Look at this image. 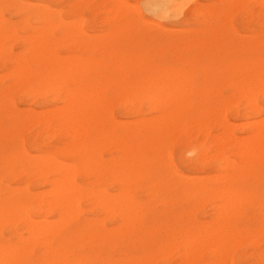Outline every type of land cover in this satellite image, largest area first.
Masks as SVG:
<instances>
[{
    "label": "rangeland",
    "instance_id": "rangeland-1",
    "mask_svg": "<svg viewBox=\"0 0 264 264\" xmlns=\"http://www.w3.org/2000/svg\"><path fill=\"white\" fill-rule=\"evenodd\" d=\"M115 1H118V12L128 11L125 14L127 19L120 16L115 24L101 23L107 18L103 12L110 10ZM115 1L18 0V3L14 4L9 0H1L0 13L5 22L11 24L16 33L15 37H12L13 39L5 40L2 47L11 50L13 55H17L22 52L24 39H49L50 37L47 35H52L57 42L56 54L62 57L71 54L75 57L71 60V64L77 62L82 66L85 65V67L88 65V68H92V66L99 68L97 72L100 77H95L93 80L94 84L100 85L98 95H103L105 99L110 101L114 100L110 110L118 124L124 127L129 126L132 122V117L124 109L130 104L137 107L141 117L146 119L157 116L158 113L148 109L149 105L144 99L147 88L141 86L140 82L134 88L137 92L134 97L139 98L141 102L133 101L132 96L125 92L127 83L121 81L122 76L117 71V67L125 73V80L131 77L130 72L137 74V68H142V77L150 71H155L159 78L168 71H185L191 74L195 80L192 87L195 94L187 103L188 112L184 116L183 127L166 137L162 144L161 162L160 160L154 161V164L146 170L147 176L144 180L136 179V176L144 170L142 165L134 164V172L132 174L127 173L129 166H131L132 157L127 148L125 149L123 146L119 148L122 145L120 141L118 142L120 151L114 150L111 145L105 142L100 152L105 162L118 161V186L110 183L111 178L108 176L105 184L93 183L94 179L92 178L83 184L80 176H77V182L81 187L90 190L105 189L108 195L111 194L110 198L118 199L119 207L116 215L107 216L98 210L92 198H82L77 210L72 212L74 215L76 214L75 219L73 215L70 217L71 212H68L69 214L67 213L66 216L50 214L46 217H38L30 212L31 218L38 221L45 219V224L48 222L47 220L49 222L51 220L50 226H57L56 228H61L66 234L70 233L68 236L74 240L73 244L69 246L72 254L79 255L82 259L88 258V264H107L110 261H118V264H124L131 259L152 260L153 264H164L166 261L170 264H196L197 262L201 264H264V166L261 165V167L263 166L262 169L260 166H257V169L253 168L254 165L249 163V159L244 160L246 158V156L243 157L245 153L242 152V146L239 147L242 144L239 145L236 141H230V135L236 136L239 140L246 138L248 136L247 127L262 118L243 116L247 103L239 99L227 83L210 87L206 82L210 75L205 79L202 75V69L210 68L217 60H222L225 65L243 59L248 61L264 60V19L260 20V17L264 18V14H258L256 10L248 15L244 14L246 9L253 6L247 0H237L238 3L228 7H226L228 0H180L178 9L166 13H160L159 9L155 7L158 0ZM48 4L55 11H61L66 21H75L81 18L83 22L76 23L77 28L75 30L64 33L56 29L54 22L48 27L43 23L39 24L37 30L40 33L33 30L31 26L21 27L18 22L20 14L24 11L21 8L26 7L25 12L32 15L36 10H34L35 6V8H40ZM195 4L200 6L202 13L192 16L190 10ZM150 6L154 8L151 9ZM98 7L104 9L98 10ZM204 12H208L209 17H206L207 19L203 23L201 20L204 17ZM129 13L137 14V21L134 24H132ZM44 32L47 34L44 35ZM183 36L185 37L183 42L192 43V49L182 47L179 44L176 38ZM87 37L92 38L93 42L99 41L105 45L118 40V53L112 56L103 51L94 50L70 54L65 51V46L72 45L78 39L84 40ZM60 41L64 44H59ZM260 48L263 50L262 52L257 51ZM7 72L8 70L0 67V94L12 85L10 79L4 77ZM224 75L225 72H222L220 76ZM86 77H91L89 71L86 73ZM42 78L48 81L52 76L48 72ZM43 83L46 82H34L32 84L31 89L39 91V94L36 99L30 102L27 101V98L21 99L18 88H11L8 98L13 100V104L21 113L26 110L41 112L63 108L64 103L59 102L51 94L47 96L42 94L41 86ZM132 85L129 84L130 87ZM65 88L73 90L74 86L68 85ZM212 96L216 97V101L214 100L215 97ZM202 101H204L203 108L199 107V102ZM60 105L63 106L60 107ZM212 107L216 112L217 119H220L221 115L224 114L225 119L230 124V130L224 131L220 128H214L209 121L207 127L209 135L197 136L196 129L191 123L196 117L195 114L201 113L202 120H207L209 115L206 113ZM235 109L239 113L234 112ZM0 125L2 127L7 125L5 115L0 116ZM32 131L33 129H20L19 134H12L9 140L0 138V147L3 150L2 155H0V206L5 210L11 206L9 190L21 193L24 189H28L30 193H36L50 189V187L43 186L39 180L28 178L26 180L22 175H17L13 169L7 168L8 154L19 152L23 148L25 153L34 161L40 160L46 155H52L57 161L60 160L70 165L75 163V161L66 160L60 156V153L55 152L56 148L68 151L72 143L69 146L65 145L66 142H59L58 138L47 140V134H50L47 133L42 136L41 140L46 142L51 149L47 150L41 145L38 149L29 142ZM21 140L23 147L20 144ZM246 162L250 164L249 167H247ZM228 164L231 165V168L228 167ZM15 166L14 168L18 171L19 166ZM240 166H242L241 169ZM111 168L109 167L105 172H109ZM164 170L166 171L164 172ZM179 181H198L204 192H197L196 184L184 187ZM228 191L231 194H226L231 195V197L240 194L241 201L238 209L237 206H234L236 208H231L232 210L235 209L234 211L227 208L228 212H225L224 210L227 209L224 205L223 207L220 206L224 204L222 201L224 198L221 195ZM219 192L222 194L219 195ZM229 196L227 199H231ZM45 200L50 201L51 198H45ZM126 204H131L136 209L137 215H134L133 212L128 215L125 214L122 208ZM31 205V203L28 205L27 210ZM222 210L226 216L230 213L227 218L223 219L225 214L221 212ZM67 215L69 219L71 218L70 221ZM221 218L222 220H220ZM55 219L58 221V225ZM5 220L6 222H4ZM95 221L104 226L103 230H98L92 226L91 232H87L83 228L84 224L93 225ZM3 222H1L3 225L0 224V235L4 240L13 241L10 232L15 226L19 228L17 221L7 222L5 218ZM137 229L139 230L137 231ZM173 230L175 231L172 232ZM103 232L106 233L103 234ZM148 232L151 234L150 237H147ZM221 233L224 235L222 236ZM102 234V239H99L98 237ZM128 235H135L132 240L134 243L139 238L142 246L137 247L135 244L136 247L131 248L126 241ZM219 238L221 241H228L230 244L224 255L213 257L202 245L210 241L215 242ZM115 239H118V245L114 246L111 241ZM193 239H195V243L201 246L196 247L194 254L189 258V262L184 261L182 259L183 253L196 245L191 242ZM183 241L185 242L183 243ZM38 251L37 247L30 251L29 257L32 262L38 255Z\"/></svg>",
    "mask_w": 264,
    "mask_h": 264
},
{
    "label": "bare ground",
    "instance_id": "bare-ground-1",
    "mask_svg": "<svg viewBox=\"0 0 264 264\" xmlns=\"http://www.w3.org/2000/svg\"><path fill=\"white\" fill-rule=\"evenodd\" d=\"M9 1L14 4L18 3V0ZM74 1L77 2L78 0ZM179 1L180 0H158L155 3V7L159 9L160 13H166L167 11H174L178 9ZM247 1L250 5L253 4V6L250 9H246L244 14L248 15L254 10H256L258 14H264V0ZM236 3H238L237 0H228L226 7ZM50 6V4L41 6L40 8H35V6L34 10H36L32 15H28L25 12L26 7L21 8V10L24 11L20 14L18 21L19 24L23 28L31 26L33 30H37V26L41 23L48 27L54 22L56 29L64 33L69 30H75L77 28L76 23L83 22L81 18H78L75 21H66L63 18L61 11H55ZM111 7L112 8L110 10H105L103 12L106 14L107 18L102 20L101 23L108 22L110 24H115L118 22V17H127L125 14L128 13V11L124 10L118 12V1H115V4ZM149 8L153 9L154 7L150 6ZM101 9L104 8L98 7V10ZM190 13L192 16H196L201 14L202 10L198 4H195L190 10ZM206 17H209L208 12H204V17L201 22L204 23L205 19H207ZM130 18L133 22L132 24H134L137 21V14L131 13ZM262 19L264 18L260 17V20ZM45 34L47 33L44 32V35ZM15 35L16 33L14 32L11 24L5 22L0 13V67L4 70H8L4 77L9 78L10 82H12L11 87L7 88L0 94V116L5 115L7 117V125L5 127L0 125V138L9 140L12 134H19L20 129H33V133L29 138L30 144L38 149L41 145L49 150L51 147L47 146V143L43 142L41 138L43 135L50 133L49 135L47 134V140L58 138L59 142H66L65 145L72 143L68 151H63L62 148H56L55 152L60 153V156L66 158V160L75 161V163L70 165L69 163H63L60 160L57 161L52 155H46L44 158L40 160L35 159L36 161H34L25 153L23 148L19 152H11L8 154L7 168L11 170L13 169L17 175H22L26 180L27 178L39 180L43 186L50 187V189L42 190L36 193H30L28 189H24L21 193L8 189L10 191L8 195H11V206L6 210L0 206V224L3 225V223L6 222V220L3 222L5 218L7 219V222L16 220L19 228H16L17 226H15L10 232L11 239H13V241H10V239L4 240V238L0 235V264H88V258L82 259L79 255L72 254L69 246L70 244H73L74 240L71 236H68L70 233L66 234L61 228H56L57 226L53 221L52 223L56 227L50 226L49 223L51 220L50 222L47 220L48 222L45 224V219L44 221L42 219H40V221L32 219L30 212L38 217H46L50 214H60V216H66L68 212H71V214H68L70 217L73 215L74 217H72L75 219L76 214L74 215L72 212L75 209L77 210L81 199L92 198L100 212L107 216L116 215L119 207L118 199L110 198L111 194L108 192L110 194L108 195L105 189L101 190L99 188L98 190H90L81 187L77 182V176H80L83 184L87 183L91 178L94 179L93 183L105 184L108 176L111 178L110 183L118 186V161L114 162V160H112L110 162L112 164L107 163L103 160L100 152L105 142L111 145L114 150L118 151V142L120 141L122 145H120L119 148H121V146L125 149L127 148L132 157L130 162L131 166H129L130 168L127 173L132 174L134 172V164L142 165L144 170L140 173V175L136 176V179L144 180L147 176L146 170L154 164V161L160 160L161 162L162 144L164 143L166 137L171 136L179 128L183 127L182 122L186 112H188L187 103L189 102L191 96L193 97L195 94L192 88L195 80L191 74H188L185 71L174 70L172 72L168 71L164 73V76L160 78L157 76L158 74H156L155 71H150L142 77V68H137V74L130 72L132 74L130 75L131 77L125 80V73L121 68L118 69L117 67V71H119L122 76L121 81H125L127 83V89L125 92H128L132 96L133 101H136L137 103L141 102L139 98H135L136 96L134 97V95L137 94L134 88L137 87V83L140 82L139 84H141V86L143 85L147 88V93L145 94L144 99L149 105L148 109L158 113L157 116L146 119L141 117L140 111L137 107L130 104L124 109L126 113L132 117V122L129 126L124 127L118 124V121L110 110V106L114 100L110 101L105 99L103 95H98L100 85L94 84L93 80L95 77H100L97 72L99 68L97 66L88 68V65L86 68L85 65L82 66L77 62L74 63V66L73 63L71 64V60L75 59V57L70 54L73 52L81 53L87 51L91 52L94 50L103 51L114 56L118 53V40H114L105 45L99 41L93 42L94 40L90 37H87L84 40L78 39L74 44L65 46V51L70 55L62 57L55 52L57 42L52 35H47L50 37L49 39L39 38L31 40V38H26L23 40L22 52L20 54L13 55L11 50L3 48L2 45L5 40L15 37ZM176 39L182 47L192 49V43L183 42V39H185L184 36L179 38L177 37ZM59 44L63 45L64 43L60 41ZM257 51L262 52L263 50L260 48ZM189 59L191 60V58ZM223 63L224 62L222 60H217L210 68L202 69L203 79L210 75V78L206 80L210 87H215L221 83H227L239 99L247 103L243 116H257L262 118L260 121L247 127L246 130L248 132V136L246 138L239 140L236 136L234 137V135H230V141L233 140L238 142L239 145L242 144L239 147L242 146V152L245 153L244 155L242 153L243 157L246 156L244 160L249 159V163L254 165L253 168H256L257 166L261 167V165L264 166V60L254 59V61H248L243 59L228 65ZM88 71L91 73L90 78L86 77V73ZM48 72H50L52 78L45 81L42 77ZM222 72H225L224 76H220ZM34 82H46L42 84V89L40 88L42 90V94L46 96L51 94L59 102L64 103L65 106L60 105V107L63 106V108L54 111L53 109L52 111L40 110L41 112L26 110L21 113L13 104V100L8 98V94L11 92L10 89L18 88L21 99L27 98V101L30 102L36 99L39 94V91L31 89ZM129 84H133L132 87H130ZM68 85H73L74 89H66L65 86ZM212 97L214 98L215 96ZM208 99L210 100V97ZM214 100L216 101V97ZM203 106L204 101L199 102V107L203 108ZM234 112L239 113L236 109ZM206 114L209 115L207 120H202V114L196 113L195 119L191 122L193 128L196 129L197 136L205 134L209 135L207 128L209 121L214 128H220L224 131H227L230 128V124L225 119L224 114L221 115L220 119L216 118L217 115L213 107L210 108ZM20 144L22 146V140L20 141ZM1 153H3V150L0 147V155H2ZM63 153L65 154L62 155ZM239 155L241 154L239 153ZM250 164L247 163V167H249ZM15 165L19 166L20 169L18 171L14 168L16 167ZM109 167H112L111 170L109 172H105ZM228 167L231 168V165L228 164ZM241 167L242 166H240V169ZM243 169L245 168L243 167ZM165 171L166 170H164V172ZM123 173L125 172L123 171ZM179 183H181L184 187L196 184V191H203V188L198 181H179ZM235 192H233V194H235ZM219 193V195L222 194L221 192ZM226 193L231 194L229 191L223 192V195L221 196L224 198L222 200L224 204L220 206L223 207L224 205L225 209L228 208L230 210H232L231 208H236L234 206H237L238 209L240 206L239 202L241 201L240 194H236L237 196H232V198L231 195L229 196ZM228 196L231 197V199H227ZM45 198H51V200L48 201L45 200ZM30 203L32 205L29 210H27ZM228 209L224 211L228 212ZM122 210L127 215L130 212L137 215L136 209L131 204L124 205ZM234 210L235 209L232 211ZM224 211L222 210L221 212L224 213ZM221 212L219 213L221 214ZM229 214L230 213H228V215ZM129 216L131 217V215ZM227 216L225 214L223 219L227 218ZM70 219L68 218L69 221ZM220 220H222V218ZM55 222L56 224L58 223L57 220ZM214 224L216 223L214 222ZM92 226H95L98 230H103L104 227L101 223L95 221L93 225H90L89 223L84 224L83 228L87 232H91ZM138 230L139 229H137V231ZM174 231L175 230L172 232ZM105 233L106 232H103V234ZM103 234L98 238L102 239ZM221 235L223 236L224 234L221 233ZM134 236L128 235L126 237V241H128L131 248H135L136 246L141 247L142 244L139 238L136 239V243L132 242L135 238ZM150 236L151 234L148 232L147 237ZM194 240L195 239L191 242H194ZM185 241H183V243ZM111 243L114 244V246L118 245V239L112 240ZM186 244L188 245V243ZM229 244L230 243L228 241H221L219 238L216 239L215 242L210 241L202 246H204V249H207L208 253L213 257H220V255L225 254ZM194 245L195 246L189 248L188 251L183 253L182 259L184 261L186 260L189 262V258L194 254L196 247L199 248L201 246L195 242ZM34 247H37L39 251L38 255L33 260L34 262H32L29 256L31 254L30 251ZM107 264H118V261H110L107 262ZM124 264H153V262L152 260L131 259ZM164 264L170 263L166 261ZM196 264L201 263L197 262Z\"/></svg>",
    "mask_w": 264,
    "mask_h": 264
}]
</instances>
